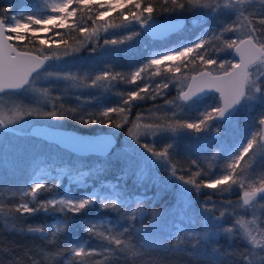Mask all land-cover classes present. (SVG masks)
<instances>
[{"label": "snow or ice", "instance_id": "1", "mask_svg": "<svg viewBox=\"0 0 264 264\" xmlns=\"http://www.w3.org/2000/svg\"><path fill=\"white\" fill-rule=\"evenodd\" d=\"M184 13L199 26L194 38L184 35ZM142 39L163 50L127 71L55 70L82 48L116 56ZM107 95L116 101L98 103ZM245 113L236 138L220 140L221 126ZM66 121L93 131L76 135L72 147L50 139ZM97 127L114 131L97 134ZM213 130L219 142L210 146ZM19 137L56 153H29ZM183 138L191 155L181 158ZM26 156L23 183L6 179ZM153 188L171 190L167 207L149 201ZM3 191L2 227L43 245L0 232V264H264V212L256 214L264 209V0H44L39 9L0 8ZM233 192L234 201L214 199ZM92 210L101 215L90 217ZM40 214L53 219L28 223ZM78 220L87 239L75 241L69 236Z\"/></svg>", "mask_w": 264, "mask_h": 264}, {"label": "trees", "instance_id": "2", "mask_svg": "<svg viewBox=\"0 0 264 264\" xmlns=\"http://www.w3.org/2000/svg\"><path fill=\"white\" fill-rule=\"evenodd\" d=\"M42 0H0V8L3 7H10L12 12H18L20 11V9L25 8V7H31L32 5H36V4H40ZM181 15V20L183 21H191V14L190 13H184V14H180ZM163 21V18H161ZM169 21V20H168ZM212 25H215L217 22L216 21H211L210 22ZM87 24H90V21L87 22ZM51 35V34H49ZM70 42H72L70 40ZM88 47H91V45H89ZM88 50V49H87ZM86 51L83 50L81 52L80 57L78 58H85L88 57L89 55H87V53H85ZM144 52L140 51V50H134V52L129 53L127 55L124 56H120L118 57L116 60H114V64L115 65V69L116 70H125L127 71L129 68H132L140 63H142V59L144 58L143 55ZM76 60V59H75ZM113 63V62H112ZM90 67H88L87 70H89ZM123 87V86H122ZM117 99V97H116ZM209 100L212 101L211 96H209L208 98V102ZM152 102H147V105H142V107H146V106H150ZM111 104V103H110ZM109 104V105H110ZM142 110V108H137L133 110V114H132V118L135 117V113L137 111ZM246 113L242 114L239 118L237 122H234L233 125L231 127L227 126V125H222L221 126V132H222V136L219 138L220 140H224V141H231L233 139L236 138V136L239 134L240 129L244 126L245 121H246ZM66 127L62 128L66 131H70V132H75L78 134H87L92 132V129H78L77 125L71 124V122H65ZM70 125V126H67ZM112 129H102L97 127L95 129V132L97 134H104L107 132H111ZM117 137L122 139L123 138V131H120L117 134ZM214 142H219L217 140L216 137V133L215 130L211 131L208 136H207V143L210 146H214ZM191 144V140L189 138H183L180 139L178 142V152L181 158L185 157V156H189L191 155L190 151H189V147ZM192 158H195L194 156H192ZM65 159H67V157H65ZM201 159H203V157H201ZM31 171V167H30V159L29 157H24V159L20 162V164L18 165L17 169L15 170L14 174L13 173H9V172H5V178L6 179H10L12 182H19V183H23V181L27 178V175L30 173ZM161 175H163V173H161ZM106 179L108 180H112L113 176L111 174L107 175ZM129 190L132 191V185H131V181H129ZM139 192H143V189H139ZM228 194V193H225ZM224 194V195H225ZM0 195H2L4 197L5 200L8 199V193L7 191H3L0 192ZM223 197H219L216 196L214 197V199H217L218 201L220 199H231V200H236L238 197V193L234 192L232 193L230 196H224ZM147 198L149 199V201H154L155 205H156V209L159 210L163 207H167L169 205V203L172 200V195H171V190L165 192V191H157L156 189H151L150 191H148L147 193ZM204 199L203 196H201L198 200H197V204H199L200 202H202ZM88 215L90 217H98L99 215H101V213H99L98 210H92L88 213ZM52 217H46L43 214L37 215L32 217L28 223L31 224H41V223H48L52 221ZM151 219V216H149L147 219H145L144 223L147 224L148 221ZM83 223V221L78 220L77 221V229L69 236V239L71 240H75V241H79V240H85L87 239L85 233L83 232V229L79 227V225ZM0 232H3L4 235L7 237L8 240H15L17 243H27V244H38V245H43V242L41 240H39L38 238H33L31 236H21V235H17L15 233L9 234L7 230H5L2 227V222H0ZM95 241H92V245H95ZM221 244L224 246H227V241L224 239H221ZM46 247V245H45ZM44 264H48V262H44ZM50 264H56V261L53 260L50 262Z\"/></svg>", "mask_w": 264, "mask_h": 264}, {"label": "rangeland", "instance_id": "3", "mask_svg": "<svg viewBox=\"0 0 264 264\" xmlns=\"http://www.w3.org/2000/svg\"><path fill=\"white\" fill-rule=\"evenodd\" d=\"M43 2H44V0H42L40 4L32 5L31 7L22 8V9H20V11L21 10L27 11V10H31V9H39V8L43 7ZM179 22L185 23V21H183L181 19L179 20ZM186 22H187V31L185 32L184 35L194 38V34H196L200 31L199 26L197 24H194L193 18H191V21H186ZM40 35L43 36L44 34L41 33ZM125 47H126V51L121 52L120 54H118L116 56L101 55L99 53L95 56H90L87 48H82L79 51V54L68 57L61 64H59V66L55 70L62 71V72H71V73L77 74L79 76H85V75H88L90 73L99 72L106 65H112L115 67V65H113L114 60H116L120 56H124V55H127L129 53H132V52H134V50H140V51L144 52L143 53L144 58L142 59L143 62H145L146 59L151 56L153 51H162L163 50L162 46H160L157 43H154L150 39H142L139 41H135L132 43V45L125 46ZM83 50H85L86 51L85 53H87V55H89V56L85 57L83 59L78 58V57H80L81 52ZM228 58H231V56H229ZM88 67H90V69L86 71V69H88ZM36 86L41 87L42 84L40 82H38ZM172 94L173 95L175 94L174 89L172 90ZM85 96H87V93H85ZM115 101H116L115 95H107V96L100 98L98 100V103H103L105 105H109L110 103L112 104ZM208 103L210 104V103H212V101L209 100ZM60 130L66 131L64 129H60ZM112 131H114V130L112 129ZM118 139L120 141H123V138L122 139L118 138ZM15 143H18L21 145H27L29 153H47V154H55L56 153L55 148L45 147L43 144H41L39 142H30L26 137H19L17 139V141H15ZM65 183H67V181H65ZM61 191H62V189H61ZM236 193H238V192H236ZM230 195L231 194H225L224 196H230ZM262 212H264V209H260L258 206L256 209L257 216H260ZM248 218H251L250 213H249Z\"/></svg>", "mask_w": 264, "mask_h": 264}, {"label": "water", "instance_id": "4", "mask_svg": "<svg viewBox=\"0 0 264 264\" xmlns=\"http://www.w3.org/2000/svg\"><path fill=\"white\" fill-rule=\"evenodd\" d=\"M164 22H174V21L169 20V21H164ZM76 135L79 136L82 134H78V133L70 132V131H63L59 129V132L52 134V136H50L49 138L57 140L58 142L64 144L65 146L72 147V139L76 138Z\"/></svg>", "mask_w": 264, "mask_h": 264}, {"label": "bare ground", "instance_id": "5", "mask_svg": "<svg viewBox=\"0 0 264 264\" xmlns=\"http://www.w3.org/2000/svg\"><path fill=\"white\" fill-rule=\"evenodd\" d=\"M62 62H63V61H62ZM62 62H61V63H62ZM61 63H60V64H61Z\"/></svg>", "mask_w": 264, "mask_h": 264}]
</instances>
